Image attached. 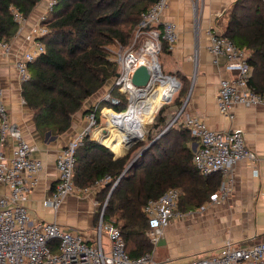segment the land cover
<instances>
[{"label": "trees", "instance_id": "trees-1", "mask_svg": "<svg viewBox=\"0 0 264 264\" xmlns=\"http://www.w3.org/2000/svg\"><path fill=\"white\" fill-rule=\"evenodd\" d=\"M157 1L56 0L43 21L48 31L38 37L45 51L29 63L30 76L22 82L23 97L34 112L36 127L42 136L47 132L52 135L67 132L73 116L83 108L85 101L118 74L115 48L131 44L143 14ZM39 2L0 0V41L9 43L17 34L20 24L15 12L28 18ZM223 34L247 51L252 67L250 84L264 94V0H236L227 11ZM167 49L169 45L163 40L162 51ZM186 88L185 84L182 96L176 99L178 105L182 103ZM114 94L123 98L117 111H124L128 106L127 97L118 91ZM177 122L178 126H171L137 166L121 177L109 197L113 184L138 145L126 152L128 147L122 139H117L112 149L107 142L111 130L105 128V131L102 127L106 137L100 140L110 148L88 135L76 151L75 183L91 187L106 180L97 194V198L106 197L102 204L106 202L104 221L121 229L127 253L132 258L153 249L148 216L144 211L149 199L158 198L170 187H179L182 195L178 208L185 211L203 206L221 184L219 173L203 175L196 168L194 152L189 145L193 136L187 127ZM167 124L168 118L161 108L154 128L161 132ZM114 152L120 156H115ZM99 215L100 212L98 219Z\"/></svg>", "mask_w": 264, "mask_h": 264}, {"label": "built area", "instance_id": "built-area-1", "mask_svg": "<svg viewBox=\"0 0 264 264\" xmlns=\"http://www.w3.org/2000/svg\"><path fill=\"white\" fill-rule=\"evenodd\" d=\"M55 2L56 0L49 1L48 12L53 9ZM167 6L168 0H158L145 12L134 30L131 44L121 47L115 55L118 74L114 77V89L127 97L128 109L133 102V90L137 89L132 82L135 70L141 65H146L154 72L157 64L160 66L158 59L162 52L163 40L172 48L178 39L176 24L162 20ZM48 12L41 16L34 49L25 52L17 61L22 82L30 76L29 63L45 51V45L38 37L48 31L47 26L43 24ZM14 16L19 24L26 20L19 12H15ZM209 35L211 53L216 58L226 57L227 69L238 72L235 78L224 77L219 81V111L231 117L234 104L246 107L264 104V94L250 84L252 67L248 62L247 51L240 49L227 35L217 30H210ZM0 46L7 48L8 43L0 41ZM114 89L104 92L99 102L90 107L86 126L59 151L58 183L52 195L44 200L45 206L58 211L66 196L74 193L88 194L91 191L93 186L81 187L75 183L76 151L85 137L93 133L99 112L102 111L104 116L103 110L109 108L121 113L113 108L123 103V98L114 94ZM102 104H106L105 107H101ZM179 117L180 114L176 120ZM183 125L193 136V143L196 145L193 150V162L203 175L227 173L228 169L240 160L257 159L256 153L247 147L245 132L241 127L216 130L196 115H188L183 120ZM10 138L15 142L11 155L5 150ZM34 149V146L24 139L19 126L9 119L0 88V264H264V240L243 245L227 241L214 253L194 256L177 263L159 260L156 252L164 228L175 216L182 214L178 208L182 195L179 187L168 188L158 198H151L144 205L153 249L136 258L127 253L121 229L111 222L104 221L106 202L100 210L94 241L88 240L78 228L57 221L36 220L23 200L25 194L37 185L38 175L43 168L42 160L32 156ZM104 181L97 182L96 185ZM228 191L229 187L222 182L219 190L211 196V200L224 199Z\"/></svg>", "mask_w": 264, "mask_h": 264}, {"label": "crops", "instance_id": "crops-1", "mask_svg": "<svg viewBox=\"0 0 264 264\" xmlns=\"http://www.w3.org/2000/svg\"><path fill=\"white\" fill-rule=\"evenodd\" d=\"M49 1L40 0L30 16L20 24L8 47L0 46V88L9 119L19 126L24 139L34 146L32 156L43 162L37 185L23 199L30 214L39 221H57L78 228L88 240L94 241L99 222L98 219L95 224L98 190L66 196L58 211L45 206L44 200L52 195L58 183L59 151L86 126L87 109L98 103L104 92L114 89L115 79H109L101 90L85 101L83 108L73 116L72 126L67 132L61 135H52L51 132L47 135V132L45 136L39 133L34 112L23 97L17 61L25 52L34 49L40 19L48 12ZM235 1L168 0L162 16L163 21L176 24L178 39L172 48L160 54L167 73L180 76L187 86L181 99L177 123L183 125V120L188 115H196L216 130L241 127L245 132L246 145L256 153L257 159L240 160L227 173L219 172L221 183L224 182L229 187L224 199H210L203 206L185 211L179 209L182 214L175 216L164 228L161 239L163 242L156 252L159 260L177 263L194 256L214 253L227 241L243 245L264 240V104L249 107L234 104L231 117L221 113L217 103L219 81L224 77L235 78L238 72L227 69L226 57L216 58L209 50V31L224 32L227 11ZM115 91L117 90L114 89ZM113 108L117 111V107ZM110 112L116 128L121 130L122 121L118 119L120 114L113 110ZM103 113V118L109 120L104 110ZM146 127L147 124L143 128H135L139 137L144 134ZM104 128L110 130L111 125ZM128 133L132 134L134 131ZM122 134L124 138L128 135L123 131ZM193 142L194 139L189 142L191 148L195 144ZM14 145V140L10 138L5 148L8 154H12ZM115 156L120 155L115 153Z\"/></svg>", "mask_w": 264, "mask_h": 264}, {"label": "rangeland", "instance_id": "rangeland-1", "mask_svg": "<svg viewBox=\"0 0 264 264\" xmlns=\"http://www.w3.org/2000/svg\"><path fill=\"white\" fill-rule=\"evenodd\" d=\"M120 48H115V51H118ZM117 53V52H116ZM159 57H160V60H161V63H162V65H161V63H160V67H161V71H162V73L164 74V75H168L169 73H167V67H166V64H165V62H164V59L162 58L163 56H162V54H159ZM159 60V59H158ZM160 60H159V62H160ZM169 75H172V74H169ZM173 76H176V75H174L173 74ZM177 77V79L181 82V86L180 87H178L176 90H175V92L173 93V95H172V97L170 98L171 100L170 101H167V102H161V101H159L158 100V96H159V93H160V91H161V87H160V85H161V81H162V79H167L165 76H163L162 74H157L156 76H155V78H154V82L156 83V85H158V87L155 89V90H153L152 92H150V93H148V94H146V95H144V96H142L140 99H139V102L143 105V106H145V107H147V108H149L150 109V104H151V102L152 101H154L155 102V106H154V108H152V112L150 113V114H152V117H151V119H150V121H149V123L147 124V123H145V124H147V127L145 128V132L147 133L146 135H145V137H143L144 139L143 140H141V141H138L131 149H130V151L131 150H133V148L134 147H136L137 145V148H136V150L133 152V155H132V158L146 145V144H148L151 140H152V138L154 137V136H156L160 131L159 130H157V129H155L154 128V126H155V122H156V117H157V115H158V113H159V111H160V109L161 108H163V110H164V114L166 115V117L168 118V124L174 119V118H176V116H177V114H178V112H179V109H180V105H178L177 103L179 102V101H177L176 102V99H179L182 95H181V90L183 89V87L185 86V83H183L184 81L180 78V76H176ZM106 105V104H105ZM128 109V106H127V108L124 110V111H126ZM117 112H119V111H117ZM104 116L102 115V111L101 112H99V116H98V122H96L95 123V126H94V131H93V133H91V137L93 138V139H98L97 137H95V135H94V132H95V130L97 129V127L99 126V130H100V132H101V134H102V139L101 140H105V137H106V133L104 132V130H103V128L101 127V125H102V123H103V118ZM111 122H112V124H113V127L111 126V128H110V130H111V134H110V137H108V144H109V146L113 149V144L117 141V139H122V141L124 142V135L122 134V130H118L116 127H115V122H114V120H113V118L110 116V119L109 120H107L106 121V123L104 124V127H107V125H111ZM145 124H143L141 121H139V120H136L135 122H134V128H132V129H134L135 130V128L136 129H140V128H143V125H145ZM167 124V125H168ZM173 125H175V126H178L177 124H175V122L172 124V126ZM179 127H181V126H179ZM138 137H139V135H138ZM125 145H126V147H128V149H129V147H130V145H127L126 143H125ZM140 145V146H139ZM127 149V150H128ZM126 152H129V151H126ZM125 152V153H126ZM125 153H123V154H125ZM115 154V153H114ZM123 154H121V155H123ZM131 158V159H132ZM131 161V160H130ZM129 161V162H130ZM105 183V182H104ZM103 183V184H104ZM102 183L101 184H98V185H94L93 187H92V191H97L96 192V201L98 202V205L96 206V208H97V210H96V212H95V224L97 223V221H98V213L100 212V210L102 209V204H103V201H104V199L106 198V197H104V196H100V198H97V194H98V192L100 191V189H102V185H103ZM110 193V192H109ZM167 263H170V262H167ZM171 263H175V262H171Z\"/></svg>", "mask_w": 264, "mask_h": 264}, {"label": "bare ground", "instance_id": "bare-ground-1", "mask_svg": "<svg viewBox=\"0 0 264 264\" xmlns=\"http://www.w3.org/2000/svg\"><path fill=\"white\" fill-rule=\"evenodd\" d=\"M159 66V64H157ZM154 75L156 76L157 74H161L162 71L160 72L161 68L160 69H155L154 68ZM163 75V73H162ZM155 76L153 77V80L155 78ZM164 76V75H163ZM158 87V85H156V83L154 81L151 82V84L145 89V90H133V102H132V105L130 107V109L124 113H121L118 117V119L120 121H122L120 123V126H123L121 127L120 129L124 132V134L130 132L131 130L134 131V133H132L131 135H126V138L124 139V143H126L127 145H130L135 141V140H138V139H142L143 137H145V135L147 134L145 131H144V134L139 137L138 139H136V137H138L137 133L138 131L132 129L134 128V122L136 120H139L141 121L143 124L145 123H149L151 117H152V114H150L152 112V108H154L155 106V102L152 101L151 104L149 105L150 106V109L143 106L140 102H139V99L152 92L153 90H155L156 88ZM160 93H159V96H158V100L161 101V102H167L173 95V93L175 92V90L179 87V83L176 81V80H173V79H162L161 81V85H160ZM112 109H109V108H106L104 109L106 115L108 116H111L113 118V115L111 114V111ZM102 127V125H101ZM104 130L106 131V129L104 128ZM94 135L95 137H97L98 139H101V132L99 130V126L97 127V129L95 130L94 132ZM134 138V139H133ZM133 140L131 143L128 142V140ZM104 143V142H103Z\"/></svg>", "mask_w": 264, "mask_h": 264}, {"label": "water", "instance_id": "water-1", "mask_svg": "<svg viewBox=\"0 0 264 264\" xmlns=\"http://www.w3.org/2000/svg\"><path fill=\"white\" fill-rule=\"evenodd\" d=\"M157 70L160 69L161 67L160 66H156L155 67ZM161 71V70H160ZM164 75V74H163ZM167 79H173V80H176L179 85L181 86V82L177 79L176 76H173V75H164ZM153 77H154V72L146 65H141L139 66L133 76H132V82L134 84V86L138 89V90H145L152 82L153 80ZM179 86V87H180ZM171 99H169L168 101H170ZM130 109V108H129ZM128 109V110H129ZM127 110V111H128ZM126 111H121V113H124ZM119 113V114H121ZM178 116V115H177ZM177 116L176 118H174L160 133H158L148 144H146L132 159L131 161L128 163V165L126 166V168L124 169L123 173L121 174V176L118 178V181L121 179V177L126 173L128 172L130 169L134 168L137 166V163L140 159L143 158V156L145 155V153L154 145V143L172 126V124L175 122V120L177 119ZM47 135H50V132L47 134ZM144 138L142 139H138V140H135L131 146L129 147V149L127 151H129L138 141H141L143 140ZM101 144L103 145H106L105 143H103L100 139H97ZM107 146V145H106ZM109 147V146H107ZM195 147L196 145L193 144L192 145V150H195ZM110 148V147H109ZM118 182L114 183L113 186H112V189L108 195V197L111 195V192L114 188V186L117 184ZM163 242V240L160 241L159 245H161V243Z\"/></svg>", "mask_w": 264, "mask_h": 264}]
</instances>
